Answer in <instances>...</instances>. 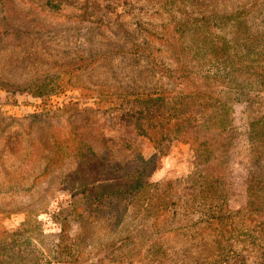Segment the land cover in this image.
Returning a JSON list of instances; mask_svg holds the SVG:
<instances>
[{"label": "rangeland", "instance_id": "rangeland-1", "mask_svg": "<svg viewBox=\"0 0 264 264\" xmlns=\"http://www.w3.org/2000/svg\"><path fill=\"white\" fill-rule=\"evenodd\" d=\"M252 1L0 0V230L18 229L31 220L28 213H38L50 236L45 247L56 251L61 228L52 214L62 208L75 214L66 243L79 236L82 264H264L257 215L237 212L242 202L258 198L256 186L264 181V159L250 157L245 104L233 106L234 148L216 176L228 203L220 218L192 198L188 178L201 168L192 134L162 140L159 148L151 140L172 108L154 97L177 89L146 58L130 55L147 32L159 33L174 18L208 17ZM226 34L236 39L239 32L230 28ZM155 48L157 58L172 66L171 52ZM175 103L178 108L186 101ZM115 162L120 169L113 172L109 164L115 168ZM140 169L142 183L162 185L156 204L164 201L175 211L161 218L166 221L160 227L153 225V210L128 213L133 198L126 193L94 211L105 217L101 221L77 220L93 211L76 200L87 183L114 178L127 186ZM114 189L105 185L88 194L111 195ZM145 198L135 199L143 206Z\"/></svg>", "mask_w": 264, "mask_h": 264}, {"label": "trees", "instance_id": "trees-1", "mask_svg": "<svg viewBox=\"0 0 264 264\" xmlns=\"http://www.w3.org/2000/svg\"><path fill=\"white\" fill-rule=\"evenodd\" d=\"M156 1L180 5L185 0ZM230 28L238 30L236 39H230L226 34V30ZM156 44L171 52L172 66L157 58ZM133 46L130 55L146 58L156 75L177 89L174 95L167 97L165 93H158L154 97V101L162 99V103L172 108L170 114L166 115L168 120L164 119L160 126H155V131L159 130L156 137L151 133V140L159 148L162 140L169 142L186 133L192 134V146L201 164L200 171L192 173L188 178L195 193L192 198L204 206H210V210L221 218L220 213L228 212V203L224 184L216 176L219 165L228 163L232 156L233 151L230 149L234 148L231 144L234 128L231 126V114L236 103H244L246 106L251 160L264 159V0H253L241 7L230 6L208 17L198 18L186 14L178 19L174 18L173 24L157 34L147 32L144 41ZM154 94L148 93V98L152 100ZM143 100L147 99L144 97ZM175 100H185L186 103L176 108ZM101 158L97 155L99 163L102 162ZM127 162H132L133 165L148 164V161L141 158L137 161L128 158ZM109 165L113 172L120 169L117 162L113 164L115 168L111 167L112 164ZM46 173L47 168L41 178ZM140 173L141 169L133 171L127 186L122 187L115 183L114 178L101 179L97 184L87 183L80 192L82 196L76 200L80 203L79 206L92 207L93 211L77 220L83 219L91 223L101 221L105 217L94 211L99 208L103 210L106 204L118 203L120 195L126 193L133 198L127 212L140 216V212L153 210L156 215L153 225L160 227L166 221L160 222L161 218H169L175 211L164 201L156 204L155 198L162 185L142 183ZM259 184L255 189L258 198L246 204L242 202L240 211L237 212L242 218L255 213L253 218L257 215L256 223L261 228L260 233L264 234V181ZM105 185L115 187L111 195L117 198L108 192L95 193L94 197H89L88 193L100 190ZM141 194L146 195L143 206L135 199L141 198ZM113 209L114 207L111 210ZM28 215L31 220H26L18 229L0 230V264H82L84 252L80 247L79 236L71 237L70 242L66 243L69 240L66 234L71 230V221L76 219L72 211L60 208L52 214V219L61 228L56 251L45 247L44 240H49L50 236L44 234L41 222L36 219L38 213ZM114 218L109 216L106 220ZM123 218H126V214ZM250 221L252 225L255 220Z\"/></svg>", "mask_w": 264, "mask_h": 264}]
</instances>
